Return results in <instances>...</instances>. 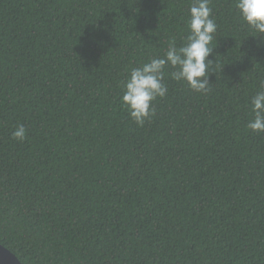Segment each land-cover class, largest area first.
Listing matches in <instances>:
<instances>
[{"label": "trees", "instance_id": "16d2710c", "mask_svg": "<svg viewBox=\"0 0 264 264\" xmlns=\"http://www.w3.org/2000/svg\"><path fill=\"white\" fill-rule=\"evenodd\" d=\"M190 3L0 0V243L23 264H264V36L235 0L209 4L207 94L166 76L142 127L121 104Z\"/></svg>", "mask_w": 264, "mask_h": 264}, {"label": "clouds", "instance_id": "9594fccd", "mask_svg": "<svg viewBox=\"0 0 264 264\" xmlns=\"http://www.w3.org/2000/svg\"><path fill=\"white\" fill-rule=\"evenodd\" d=\"M210 2L191 0L190 19L186 22L188 34L181 44L177 46L175 40L170 41L162 57H149L147 62L132 67L122 82L121 104L137 126L142 127L151 120L156 115L155 102L168 95L166 76L187 83L196 93L207 94L211 90L210 76L215 73L211 66L215 61L210 57L215 49L212 45L218 26ZM235 7L242 21L257 34L253 37L264 36V0H235ZM250 108L252 119L247 129L264 133V82L251 97ZM12 137L19 142L25 141V126L17 125Z\"/></svg>", "mask_w": 264, "mask_h": 264}, {"label": "water", "instance_id": "95a60500", "mask_svg": "<svg viewBox=\"0 0 264 264\" xmlns=\"http://www.w3.org/2000/svg\"><path fill=\"white\" fill-rule=\"evenodd\" d=\"M0 264H23L18 255L6 245L0 243Z\"/></svg>", "mask_w": 264, "mask_h": 264}]
</instances>
